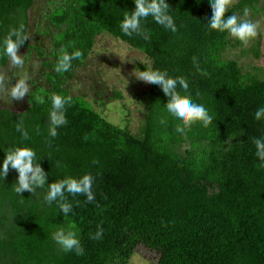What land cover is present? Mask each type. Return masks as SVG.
I'll return each mask as SVG.
<instances>
[{
    "label": "trees",
    "instance_id": "trees-1",
    "mask_svg": "<svg viewBox=\"0 0 264 264\" xmlns=\"http://www.w3.org/2000/svg\"><path fill=\"white\" fill-rule=\"evenodd\" d=\"M36 1L0 0V70L9 64L4 41L11 37L17 50L37 54L46 83L33 87L24 110L0 108V166L10 151L29 147L46 180L17 194L18 170L0 171V264H129L138 250L155 253L156 264H264V167L254 143L264 137V118L255 119L264 107V81L223 58L232 36L209 28V0H166L176 31L149 16L141 20L142 34L131 36L120 25L135 0H61L45 17L54 30L49 54L29 44ZM257 5L238 0L226 16L244 17ZM21 30L22 43L12 35ZM102 34L144 54L151 69L183 77L188 90L179 84L177 90L203 104L212 124L178 129L165 110L169 97L151 83L137 134L71 97L66 84ZM62 50L81 52L63 73L56 71ZM54 95L71 101L55 137L49 131ZM86 174L93 177L91 202L67 192L64 201H47L51 184ZM64 202L71 205L67 214ZM61 228L77 233L83 254L56 242Z\"/></svg>",
    "mask_w": 264,
    "mask_h": 264
},
{
    "label": "rangeland",
    "instance_id": "rangeland-1",
    "mask_svg": "<svg viewBox=\"0 0 264 264\" xmlns=\"http://www.w3.org/2000/svg\"><path fill=\"white\" fill-rule=\"evenodd\" d=\"M238 0H230L235 4ZM61 0H37L31 10L29 44L50 53L54 30L48 27L46 15ZM258 24L257 36L247 44L231 41L223 52V58L235 60L242 72L257 80L264 81V0H258L257 11H248L247 17ZM28 49H18L16 55L21 63L15 64L11 58L6 68L0 70V108L24 110L27 96L34 86H44L42 61L34 52L27 56ZM150 60L142 53L107 34L98 36L94 48L82 67L76 69L73 79L66 88L71 97L86 100L94 111L108 122L120 128H128L137 134L144 122V95L148 82L140 80L142 68H149ZM24 79L28 91L21 98H13L12 89ZM188 148L183 146L179 153ZM129 264H156L155 253L138 250Z\"/></svg>",
    "mask_w": 264,
    "mask_h": 264
},
{
    "label": "clouds",
    "instance_id": "clouds-1",
    "mask_svg": "<svg viewBox=\"0 0 264 264\" xmlns=\"http://www.w3.org/2000/svg\"><path fill=\"white\" fill-rule=\"evenodd\" d=\"M209 4L213 10V19L211 20L209 28L220 32H228L232 37L247 44L252 38L257 36L258 24L253 23L250 20L242 19L238 15L226 16L228 11L230 0H209ZM151 16L155 22L164 27L176 31V27L173 18L169 14V5L166 0H135V10L131 13L127 12L123 21L121 22V30L124 34L131 36L133 33L142 34L141 32V20ZM244 16H248V10L245 9ZM23 29V26H21ZM12 35L17 36L20 43L23 42V30L20 32H13ZM149 36L144 34V39H148ZM18 43L14 42L11 37H8L4 41V52L11 58L15 64H20L21 60L16 55ZM81 56L80 51H75L69 54L66 50H62V54L59 58L56 71L67 72L74 59H78ZM206 75V73H202ZM140 80L145 82L156 84L161 86L166 96L169 97L165 110L168 117L175 120L180 127L178 129H189L193 124L201 122L205 127L212 124L213 116L209 110L205 108L203 104L196 103L194 100L182 96L178 89L188 90V83L183 77L171 78L167 72L160 70H153L150 67L145 71H140ZM28 91L25 86L24 79H21L19 83L12 89L11 95L13 98H21ZM40 103H44L43 99H39ZM70 98L63 97L61 95H54L52 97V111L50 118L52 121V127L49 129L50 135L55 137L57 135L56 128L67 123L65 118V105L69 104ZM264 118V107L257 108L255 112V119L261 120ZM166 118H161V124L164 123ZM20 131V129H17ZM22 136L24 139H28V132L23 131ZM183 136V135H181ZM257 147L256 155L261 161V167H264V137L257 138L254 141ZM36 153L29 147L16 148L7 153L6 158L0 166V171L7 173L9 166L18 170L19 181L18 186L15 188L17 194L23 190H33V186L43 187L46 183L45 175L41 168L37 165L33 167ZM31 173V175H29ZM93 177L90 174L84 175L79 180L72 177L56 181L48 188L47 201H64L65 193L78 194L83 193L87 195V199L91 202L94 199L92 193ZM61 210L67 214L71 210L69 203H61ZM102 235V230L98 231L93 239H99ZM54 239L65 250L71 251L76 249L79 254H83V248L80 245L78 235L73 230H65L61 228L55 233Z\"/></svg>",
    "mask_w": 264,
    "mask_h": 264
}]
</instances>
